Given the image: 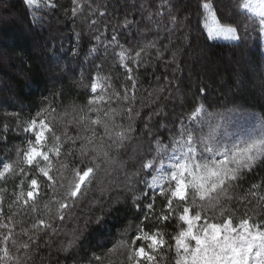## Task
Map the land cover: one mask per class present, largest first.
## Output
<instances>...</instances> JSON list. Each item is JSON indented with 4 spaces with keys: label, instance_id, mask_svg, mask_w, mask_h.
<instances>
[{
    "label": "trees",
    "instance_id": "trees-1",
    "mask_svg": "<svg viewBox=\"0 0 264 264\" xmlns=\"http://www.w3.org/2000/svg\"><path fill=\"white\" fill-rule=\"evenodd\" d=\"M45 2L36 0L34 6H26L25 0H0V159L14 163L13 173L0 180L4 197L0 222L15 225L12 231L17 245L30 244L28 249L17 251L9 242L12 254L20 257L21 264H97L95 256H104L122 239L131 242L137 234L150 200L143 197L137 201L139 210L134 207L132 192L128 190L129 177L139 173L132 179L137 195L148 191L142 184L150 175L141 168V163L153 157L156 138L169 144L171 137L177 135L180 123L189 124L188 117L200 103L207 112L200 118L206 122L204 132L211 124L219 125V134H225L232 127L236 113L243 114L244 119L264 117L263 39L258 32V20H250L246 10L243 13L239 10L241 0H208L222 22L238 27L242 37L239 42L207 38L201 7L205 0H169L177 24L172 23L167 7H161L165 0H81L84 6L75 16L71 11L75 7L72 0H54L57 5L54 9L45 7ZM34 20L38 22L33 23ZM92 21H96L95 25ZM185 22L190 28L193 25L192 33L185 29ZM244 25H249L247 32ZM113 35H117L120 46L133 51L155 45L147 47L141 66L133 70L134 103L140 110V116L133 122V137L123 149L111 151V161L101 164L96 180L76 207L63 222L54 223L57 231H41L36 233L39 239L29 241L21 228L32 235L31 225L37 219H48L55 214L52 197L65 192L71 168L81 166L76 151L80 141L75 145L65 142L59 158L52 155L54 173L62 163L68 166L67 170L60 169L67 177L65 187L57 186L53 193L46 186V178L35 169L15 163L16 148L23 149L26 138H32L23 131L24 122L51 105L55 111L48 115V121L63 142L65 129L70 136L77 135V121L88 113L91 84L97 74L109 77V94L121 92L123 96L122 88H130L132 82L120 66L117 55L120 47L112 44L105 49ZM93 47L97 49L95 52L91 51ZM187 47L195 51L194 58ZM185 71L192 72L191 81L186 79ZM201 88L205 89L203 94ZM175 89L188 95L182 104L162 93ZM126 106L122 99L113 97V102L104 104L103 108L122 111ZM150 114L152 119L148 121ZM90 115L94 118V114ZM117 123L127 126V116L117 117ZM54 145L50 138L48 147ZM69 151L74 154L69 155ZM20 167L27 176L19 173ZM32 176L41 185L36 212L22 203H14L21 179L23 190L27 191ZM253 184L260 187L254 190L256 197H249L251 203L236 199ZM229 195L234 198L228 206L236 215L255 211L258 219H264V201H259L264 196V163L247 172ZM45 203L49 204L51 213L44 208ZM165 204L166 199L157 195L155 212L159 214ZM173 207L175 214L170 220L159 222L153 217L143 224L146 231L157 228L162 231L169 244L174 243L171 237L185 227L178 220L182 202L174 200ZM7 232L8 229H0V233ZM74 239L73 246L68 247V242ZM174 257V250L165 247L158 256L159 264H175ZM103 264H127V251L111 254Z\"/></svg>",
    "mask_w": 264,
    "mask_h": 264
},
{
    "label": "snow or ice",
    "instance_id": "snow-or-ice-1",
    "mask_svg": "<svg viewBox=\"0 0 264 264\" xmlns=\"http://www.w3.org/2000/svg\"><path fill=\"white\" fill-rule=\"evenodd\" d=\"M72 2L75 7L71 11L75 16L84 5L81 0H72ZM25 3L26 6H34L36 0H25ZM165 6L171 15L169 0H165V4L161 5L162 8ZM45 7L54 9L57 5L54 0H46ZM201 7L204 12L203 28L208 39H224L232 42H239L242 39L238 27L222 22L212 3L205 0ZM239 10L242 13L246 10L250 20H258V32L264 39V0H241ZM171 21L177 24L175 15H171ZM36 22L38 21H33ZM91 23L95 25L96 21ZM248 27L249 25H244L246 32ZM96 40L99 42L100 37L97 36ZM112 44L120 47L117 53L120 66L124 68L128 80L132 82L130 88L127 86L122 88L123 96L121 92L109 94L111 88L109 77L97 74L91 84L92 95L87 102L88 113L80 116L77 121L76 136H70L65 129L62 133L65 138L63 142L48 121V115L55 111L51 105L41 109L36 117L24 122L23 131L32 138H26L23 149L16 148L15 163H22L35 169L38 174L46 178V186L53 193L56 192L57 186L65 187L64 180L67 177L60 169L67 170L68 166L62 163L60 169L54 173L52 155L59 158L65 142L75 145L77 140L80 141L76 151L79 153L81 166L71 168V179L68 180L65 192L59 197H52L50 202L56 205L55 214L49 215L48 219H37L31 225L34 230L32 235H29L28 230L21 228V233L28 236L29 241L39 239L36 233L41 231L46 233L51 230L55 233L57 229L53 227L54 223L63 222L76 207L77 201L86 194L96 180L101 164L111 161V151L123 149L133 137L135 132L133 122L140 116V110L135 108L134 103L136 80L133 70L141 66L142 54L146 53L147 47L155 45L141 46L133 51L120 46L117 35L112 36L105 49ZM96 50L95 47L91 49L92 52ZM98 90L99 95H97ZM200 91L203 94L205 89L201 88ZM113 97L117 100L122 99L127 106L122 111L111 107L105 110L103 105L113 102ZM90 114H94V118ZM124 115L128 119L127 126L117 123V117ZM152 115L147 117L148 121H151ZM206 115L205 105L200 103L188 117L189 124L181 122L177 135L171 137L169 144H163L159 138H156L153 157L141 163L142 169L150 170L151 178L144 181L148 191L137 195L132 186V179L139 173H133L132 177H129L128 190L132 192L134 207L139 210L140 204L137 201L143 197H148L150 200L145 205L146 211L137 226V234L131 242L122 239L104 256H95L97 264H103L106 257L120 250L127 251V264H159L158 256L165 247L174 250L175 264H264V219H258L255 211L251 214L245 211L242 216H238L235 210L228 206L234 198L229 192L238 187L241 178L247 172L252 171L256 165L264 163V117L259 118L250 132L239 136L229 145L218 140L219 125L209 124V130L204 132L203 127L206 122L200 118ZM80 125H83L82 129ZM144 127L147 130L149 124L146 122ZM147 134L151 135V132L148 131ZM50 138L55 141L53 147H48ZM68 154L74 153L69 151ZM13 171L14 163L0 159V180H4ZM19 173L28 175L23 167L19 168ZM18 187L20 191L14 203H22L36 212V204L41 195L38 179L35 176L28 179L27 191L23 190V179ZM258 187L260 186L253 184L247 193L236 199L251 203L249 197L257 196L254 190ZM149 191L152 193L151 196ZM2 192L3 190H0V217L3 215ZM157 195L166 199V204L159 214L154 209ZM174 200L183 204L178 220L183 222L185 227L180 228L171 237L174 243L169 244L162 231L158 228L151 232L146 231L143 224L153 217L159 222L170 220L175 214ZM259 201H264V196H260ZM44 208L51 213L48 203H45ZM14 227V224L0 222V229H8L6 234L0 233V264H9V262L21 264L20 257L12 254L9 242L17 251L30 247L29 243L17 245V240L13 237ZM137 241H140L139 245ZM74 243L75 239L69 241L68 247L73 246Z\"/></svg>",
    "mask_w": 264,
    "mask_h": 264
},
{
    "label": "rangeland",
    "instance_id": "rangeland-1",
    "mask_svg": "<svg viewBox=\"0 0 264 264\" xmlns=\"http://www.w3.org/2000/svg\"><path fill=\"white\" fill-rule=\"evenodd\" d=\"M203 20V19H202ZM203 22V21H202ZM182 23H184V20L182 21ZM193 26V25H192ZM192 26H191V28L188 26V22H185V29H188L189 30V32H193L192 30ZM189 27V28H188ZM185 31H187V30H185ZM195 31V30H194ZM186 39H187V37H186ZM216 40H218V41H222V40H224V39H216ZM188 41V40H187ZM190 41H188L187 42V44L189 43ZM189 45V44H188ZM187 50H188V52H189V54L191 55V58H194V55H195V51L193 50L192 51V48H190V47H187ZM263 53H264V39H263ZM175 73H178L177 71H175ZM181 73V72H180ZM182 74V73H181ZM184 74H186V79L187 80H192L194 77H193V74H192V72H187V71H185V73ZM183 74V75H184ZM180 83V82H179ZM180 85V84H179ZM162 93H165V95H166V97L168 98V99H177V101H178V103L179 104H182L183 102H184V100H185V98H187V96L188 95H186V94H184V93H182V92H180V90H179V93H178V90H164ZM236 115H237V117H236ZM236 115H235V118L233 119V124H232V127L230 128V130H228V132H226V130H225V134H219L218 135V140L220 141V142H222V143H226V144H231V142L233 141V140H236L239 136H242V135H246L248 132H250L251 130H252V128L257 124V122H258V120H259V118H257V117H251V119L249 118H243V114H237L236 113ZM225 122H226V120H225ZM120 168H122V167H120ZM119 168V171H122L121 169ZM147 169H145L144 171H146ZM150 170H147V172H148V175H150V172H149ZM151 178V175L149 176V177H147V179H143V184L142 185H144L145 186V183H144V181H146V180H149ZM145 188H146V186H145ZM147 189V188H146ZM148 190V189H147Z\"/></svg>",
    "mask_w": 264,
    "mask_h": 264
}]
</instances>
